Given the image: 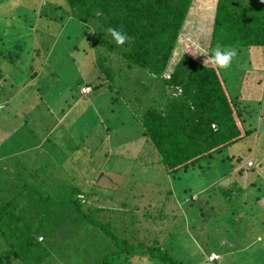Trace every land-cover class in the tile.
<instances>
[{"label": "rangeland", "instance_id": "rangeland-1", "mask_svg": "<svg viewBox=\"0 0 264 264\" xmlns=\"http://www.w3.org/2000/svg\"><path fill=\"white\" fill-rule=\"evenodd\" d=\"M65 4V0H0V198L4 200L22 189L18 208L30 221L36 219V211L43 205H38V196L29 191L30 187L40 185L43 191L48 183H37V178L49 179L51 174L61 177L57 164L53 163H59L68 152L61 144L65 141L63 127L60 133L48 131L49 139L44 134L59 120L57 116L62 110L75 103L62 122L80 143L73 151V160L81 163L83 152L87 157L95 153L101 157L110 168H104L102 163L103 169L95 174L94 182L102 186L111 182L112 187L115 183L122 184L111 191L117 202L110 205L122 207L119 200L122 195L127 196V209L133 208L136 215L134 207L138 201L137 211L148 212L145 215L150 217V222L154 221L152 239L180 260L179 264H264V47L241 49L230 68H219L231 94L244 110V125L251 130L250 134L226 147L222 155L211 159L208 167L190 168L178 177H171L159 154L154 162L149 159L153 164L149 170L145 149H140L144 137H139L136 123L138 113L154 105V99L160 102L155 103L158 106L163 104L162 91L158 88L164 87L165 82L155 80L141 66H127L118 52L106 49L97 41L90 43V29L70 15ZM214 4L215 0L191 1L181 29L178 57L185 50L206 51ZM193 43L201 46V50L191 48ZM206 58L196 56L200 61ZM109 71L112 74L108 77ZM83 81L92 86V91L82 95L79 86ZM165 90L162 96L174 89L166 86ZM178 92L176 88L173 95ZM104 126H112L115 131L110 139L105 136ZM86 137L94 147L88 151L83 146ZM99 137L104 141L98 145ZM128 142L133 144L131 148L121 146ZM35 143L42 144L41 148H32ZM97 146L103 147L106 156L97 153ZM226 154L232 157L222 160ZM233 154L244 160L235 167L229 165L235 158ZM140 159L142 165L138 164ZM242 165L248 171L239 175ZM131 167L136 173L130 172ZM35 171L39 175H34ZM251 177L255 182L250 185ZM92 184L82 186L87 197H91ZM255 194L260 196L254 198ZM50 201L42 199L43 203ZM85 205L82 204L83 209ZM124 215L128 217L127 213ZM71 216V213L58 214L59 226L53 229L52 237L57 236L55 251L63 259L49 258L52 264H70L66 253L72 251L75 255L74 246L82 241L78 234L85 225L78 227L73 221L67 227L63 223L70 222ZM116 216L113 213L105 224L114 233ZM49 218L36 219L35 227L43 233L48 231ZM69 229L75 231L61 235ZM119 233L115 234L119 236ZM102 237L97 246L81 242L78 252L82 254L79 252L76 258L97 264L104 253L114 249L112 242L116 239ZM74 258L73 262L79 261ZM145 258L143 255L136 264H151ZM11 264L23 263L15 259Z\"/></svg>", "mask_w": 264, "mask_h": 264}, {"label": "trees", "instance_id": "trees-1", "mask_svg": "<svg viewBox=\"0 0 264 264\" xmlns=\"http://www.w3.org/2000/svg\"><path fill=\"white\" fill-rule=\"evenodd\" d=\"M191 1L65 0V8L69 14L90 29V43L92 40L97 41L106 49L118 52L125 59L127 66H141L147 69L155 80L162 79L165 82L164 87L158 88L162 91L163 104L158 106L155 103L160 102L154 99V105H148L141 112V116L137 115L139 120H136V123H140L146 136L145 143L143 142L144 156L154 162V157L157 154L158 158L159 154L165 170L171 177H178L179 173L183 174L190 168L208 167L211 159L222 155L226 147L251 132L244 125V110L240 108L236 96L231 94L219 68L211 62L205 66L204 61L196 59L197 55L189 50L183 51L178 57L177 48L182 40L181 29L188 16ZM214 5L206 49L208 57L213 55L212 52L218 44L222 48L238 49V52L241 49L264 47V0H215ZM109 27L126 34L129 40L122 46L117 45L107 32ZM191 48L201 50V46L196 43L191 44ZM1 49L3 50V47ZM7 58L12 61L9 54ZM165 71L169 72V78L163 75ZM111 74V71L106 73L108 77ZM82 84L89 83L83 81L80 86ZM89 86L91 92L92 86ZM166 86H172L174 90L180 87L181 91L178 95H173L172 90L162 96L166 92ZM96 87L95 85L94 88ZM61 144L64 145L62 142ZM103 154L106 156L105 151ZM81 155L80 164L76 163L72 156L67 160H60L59 163H53L57 164L61 177L55 178V175L51 174L49 179L37 178V183H48L43 191L40 185L30 187L29 191L33 190L38 196V205H43L36 211V219L44 221L50 216L47 220L50 225L48 231L40 232L38 226L35 227L36 219L30 221L19 210V194L22 189L3 197L4 200L0 198V264H11L15 259L22 260L23 264H52L51 259H63L55 251L57 236L52 237L53 229L59 226V213L72 214L70 222H63L67 227L72 225L73 221L78 227L85 225L78 234L82 241L77 240V247L74 246L75 255L72 251H66L65 258L71 261L70 264H82V261L83 264H94L76 258V254L81 253L78 252V246L81 242L84 245L87 243L97 246L105 235L116 238L115 243L112 242L114 249L104 253L97 264H136L143 255L151 264H179L180 260L152 239L155 228L151 223L154 221L150 222V217L145 215L148 212L137 211L140 208L138 201L136 206H133L136 215L132 213L133 208L127 209V196L122 195L119 200L122 207L110 205L117 202L116 195L111 191L120 188L122 184L115 183L112 187L111 182H108V186L94 182V176L99 169L110 167L105 163L102 167L101 157L96 154L88 155L90 158L93 156V159L87 157L84 152ZM230 155L232 154H226L222 160L232 157ZM234 156L229 165L235 167L244 161L240 155L233 154ZM151 168L152 166L150 171ZM246 168L240 166L237 173L242 175L244 171H248ZM134 169L133 167L130 172L136 173ZM116 170L121 172V169ZM33 174L39 175L38 171ZM91 182V197H87L82 186L87 187ZM254 182L252 177L248 178V184ZM22 186L24 188L26 184ZM258 196L260 194L253 197ZM42 199L51 201L47 204L43 203ZM85 203L83 209L82 204ZM113 213H117L113 229L116 230L115 233L121 232L120 237L105 225L106 219L112 218ZM124 213H127L128 217ZM139 213H142L141 216ZM157 223L159 224V221ZM74 231L69 229L61 232V235L68 236ZM109 254L116 261L110 260ZM73 258L79 261L73 262Z\"/></svg>", "mask_w": 264, "mask_h": 264}, {"label": "crops", "instance_id": "crops-1", "mask_svg": "<svg viewBox=\"0 0 264 264\" xmlns=\"http://www.w3.org/2000/svg\"><path fill=\"white\" fill-rule=\"evenodd\" d=\"M249 62V61H248ZM36 74V73H35ZM180 88V87H179ZM79 92H80V90H79ZM80 94H81V92H80ZM83 95V94H82ZM72 100V99H71ZM71 100H69V101H71ZM68 100H65V102H67ZM69 106L70 107H66L65 109H63L62 110V112L57 116V117H60L59 118V120L58 121H54V123L49 127V128H47V131L45 132L46 134H44V136H47V139H49V136H48V131L50 132L51 130V132H54V131H58V133H60V131H61V128L63 127L64 129H62V134L64 135V137H65V141L64 142H62L65 146H67V148H68V152H67V154H66V157L64 158V159H68V158H70L71 156H72V154H73V151L77 148V147H79L80 146V143L79 142H76L74 139H73V137H72V131H70V129H69V127H66L65 128V125H63V120H64V118L67 116V114H68V112L73 108V107H75V103H73V104H71V103H69ZM68 110V111H67ZM80 113H83V112H80ZM138 114H140V116H141V113H138ZM135 114H133V116H134ZM78 116H79V114H78ZM77 116V117H78ZM139 116V117H140ZM80 117H84V115L83 114H81L80 115ZM138 125H139V128L137 129V132H138V135H139V137L140 136H143L144 137V139H142L143 140V142L145 143V138H146V136L144 135V133L142 132V129H141V125H140V123H138ZM105 127V130H106V134H105V136H106V138L107 139H110V137H111V135L113 134V133H115V131L113 130V127L112 126H104ZM78 129H79V126L77 127ZM61 134V135H62ZM103 140V138L102 137H99L98 138V145H99V142H101ZM129 139H126V142L128 141ZM104 141V140H103ZM102 141V142H103ZM83 146H84V148L88 151V148H90V147H93L91 144H90V141H89V139H88V137H86L85 139H83ZM102 144V143H101ZM100 144V145H101ZM41 146H42V144H38V143H35V145H34V147L32 146V148H41ZM121 146H123V147H126V148H131L132 146H133V144L131 143V142H128V143H126V144H124V145H121ZM94 148V147H93ZM125 148V149H126ZM144 149V144L143 143H141V148L140 149ZM96 149H97V153H104V149H103V147H99V146H97L96 147ZM96 154V153H95ZM90 158V157H89ZM91 159V158H90ZM144 159H145V161H147V162H149L150 163V165L151 166H153V164L150 162V160L148 159V158H146V156H144ZM99 163H100V161H98ZM139 163H141V165H142V162H141V159H140V161H139ZM80 164V163H79ZM101 164V163H100ZM103 164H104V162H103ZM101 169H103V168H101ZM101 169H99V170H101ZM98 170V171H99ZM98 174V173H97Z\"/></svg>", "mask_w": 264, "mask_h": 264}, {"label": "clouds", "instance_id": "clouds-1", "mask_svg": "<svg viewBox=\"0 0 264 264\" xmlns=\"http://www.w3.org/2000/svg\"><path fill=\"white\" fill-rule=\"evenodd\" d=\"M107 32L113 37L117 45H124L126 41L129 40V37L116 30L115 28L109 27ZM194 55H205L207 58L204 60V65L206 66L209 62L213 65L217 66L222 70H227L231 67L233 59L237 56V50L235 48H222L221 45H217L214 49L213 55L208 57L206 51L195 52ZM210 258V257H209ZM212 260V259H210Z\"/></svg>", "mask_w": 264, "mask_h": 264}, {"label": "built area", "instance_id": "built-area-1", "mask_svg": "<svg viewBox=\"0 0 264 264\" xmlns=\"http://www.w3.org/2000/svg\"><path fill=\"white\" fill-rule=\"evenodd\" d=\"M163 75L165 76V78H169V77H170V74H169L168 71L163 72ZM90 89H91V87L89 86V84H82V85L80 86V92H81L82 94H87L88 92H90ZM177 89H178V91L181 90L179 87H178ZM250 162H251V161H250ZM39 237H40V236H39Z\"/></svg>", "mask_w": 264, "mask_h": 264}]
</instances>
